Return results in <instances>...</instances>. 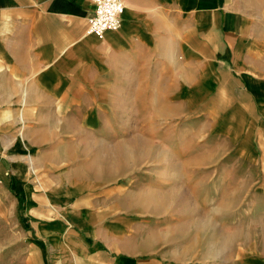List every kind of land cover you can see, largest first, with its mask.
<instances>
[{"label":"crops","instance_id":"crops-1","mask_svg":"<svg viewBox=\"0 0 264 264\" xmlns=\"http://www.w3.org/2000/svg\"><path fill=\"white\" fill-rule=\"evenodd\" d=\"M94 11L0 0V264H264V0Z\"/></svg>","mask_w":264,"mask_h":264},{"label":"rangeland","instance_id":"rangeland-1","mask_svg":"<svg viewBox=\"0 0 264 264\" xmlns=\"http://www.w3.org/2000/svg\"><path fill=\"white\" fill-rule=\"evenodd\" d=\"M111 123L116 128H123L124 127L126 129L125 132H127V133L129 132L131 134L133 133V127H134V122L133 121H122V122L121 121H115V122H111ZM143 125H147V126H143V127L149 128V122H145V123H143ZM174 125L175 126L177 125L176 122H174ZM171 126H172L171 122H169V123L162 122L160 124V128H162V129H166V128H169ZM207 143H210V140L207 141ZM174 145H175V148H174V161H181V160L187 159V154L183 151V149L181 148V145H179V143H178V141L176 139H175ZM127 159H130V157H128ZM163 159H164V156L163 157H159L158 158V162H160V160H163ZM133 171L134 170L131 169V168L125 170V172H127V173L129 172L127 174V176H133ZM208 171H212V170H207V172ZM149 172H150V165H147V164H145L141 169L135 170V173H137L136 174L137 176H141V175H145V174L148 175ZM158 175L160 177L164 178L165 177V172H163V171L161 172L160 171L158 173ZM177 187H178L177 184L174 183V191L177 190L176 189ZM175 196H176V193H175ZM177 196L175 197V200L172 203V205H169V207H170L169 209L174 212L175 223L176 224H181L182 223L181 219L183 218L181 216V213L183 211H185V209H188L189 203L188 202H181V200H179V198ZM176 199H178V200H176ZM217 203H218V201H216V202L213 201V200L212 201H206V209L208 210V209H213V208L217 207L216 206ZM209 236H210V234H207V239H208ZM205 251H206V256L207 257L208 256H212V254H213V249L212 248L207 247Z\"/></svg>","mask_w":264,"mask_h":264},{"label":"built area","instance_id":"built-area-1","mask_svg":"<svg viewBox=\"0 0 264 264\" xmlns=\"http://www.w3.org/2000/svg\"><path fill=\"white\" fill-rule=\"evenodd\" d=\"M94 14L89 19V34L103 39L108 32H116L122 26L126 0H92Z\"/></svg>","mask_w":264,"mask_h":264}]
</instances>
